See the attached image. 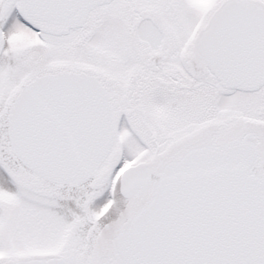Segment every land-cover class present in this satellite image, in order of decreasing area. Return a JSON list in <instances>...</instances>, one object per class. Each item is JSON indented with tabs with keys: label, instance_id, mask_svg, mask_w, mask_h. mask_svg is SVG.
I'll return each mask as SVG.
<instances>
[{
	"label": "snow or ice",
	"instance_id": "obj_1",
	"mask_svg": "<svg viewBox=\"0 0 264 264\" xmlns=\"http://www.w3.org/2000/svg\"><path fill=\"white\" fill-rule=\"evenodd\" d=\"M0 264H264V0H0Z\"/></svg>",
	"mask_w": 264,
	"mask_h": 264
}]
</instances>
